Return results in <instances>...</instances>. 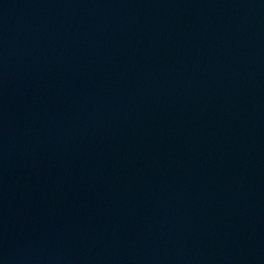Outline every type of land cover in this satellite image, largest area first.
Listing matches in <instances>:
<instances>
[{
  "label": "water",
  "instance_id": "1",
  "mask_svg": "<svg viewBox=\"0 0 264 264\" xmlns=\"http://www.w3.org/2000/svg\"><path fill=\"white\" fill-rule=\"evenodd\" d=\"M0 264H264V0H0Z\"/></svg>",
  "mask_w": 264,
  "mask_h": 264
}]
</instances>
